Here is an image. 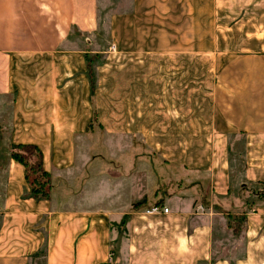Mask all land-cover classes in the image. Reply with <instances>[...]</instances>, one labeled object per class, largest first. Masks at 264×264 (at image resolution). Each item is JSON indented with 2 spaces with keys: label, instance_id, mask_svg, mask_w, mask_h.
I'll use <instances>...</instances> for the list:
<instances>
[{
  "label": "crops",
  "instance_id": "crops-1",
  "mask_svg": "<svg viewBox=\"0 0 264 264\" xmlns=\"http://www.w3.org/2000/svg\"><path fill=\"white\" fill-rule=\"evenodd\" d=\"M126 6L109 18L120 61L103 66L101 100L83 47L98 0H0V264H264V202L249 210L242 191L264 183V0ZM194 52L218 63L204 99ZM101 140L126 151L113 174L92 153ZM19 144L42 152L49 200L28 197ZM154 205L168 213L146 215Z\"/></svg>",
  "mask_w": 264,
  "mask_h": 264
},
{
  "label": "rangeland",
  "instance_id": "rangeland-1",
  "mask_svg": "<svg viewBox=\"0 0 264 264\" xmlns=\"http://www.w3.org/2000/svg\"><path fill=\"white\" fill-rule=\"evenodd\" d=\"M127 3L128 0H98L97 32L94 35H92V37L90 38L86 37L87 39L84 41L83 44V47L92 48L95 51V54L91 53L89 56H91L92 59H94L92 65L94 67L96 84L98 82L97 76L99 75L102 78L101 79L102 81H100L101 86L98 85L99 98L101 100L104 99V95H105V89L103 84V76H104L103 66L107 61V58L109 57L110 59H112V61L118 60L117 63H119L120 61V59L117 58L118 54L116 53L117 52L116 49L115 52L111 50V47L113 49V47L115 48V46L113 40L109 36V25H108L109 18L112 12L120 11L122 9L125 10L127 8L126 6ZM92 43L94 44L92 45ZM209 45L208 43H205L203 46L209 48ZM196 46L197 45L194 44V47ZM112 54H114V56ZM217 64L218 63L216 56L211 52H208L204 56H201L200 54L194 52L192 59V65H193L192 80L194 85L193 87L194 99H199L200 97L204 99L205 97L210 96V94L212 93V89H213L212 82L216 75ZM198 101H194V111L199 110L201 104ZM3 105H5V103L2 104V106ZM241 142L242 141H240L239 143ZM108 146L109 144H107L106 141L101 140V142L95 143L92 153L95 156H102V159H104L105 162H103L104 164H101V167L106 168L113 174L118 171L116 165H118L119 160L123 159L124 156L127 157V154L126 151L124 150H117V151L110 150ZM10 147L11 146L8 147L9 151H10ZM237 148H238L237 152L233 153V155L231 156V166H232V173L240 176L244 168V158H243L242 147L240 145H237ZM6 150L7 149L6 148L4 149V146L2 145V148H0L1 151L0 153L2 155V158H4L5 156L4 151ZM125 160L126 159L124 158L122 161ZM96 161H101V160L99 157H96L95 162ZM91 169L93 171L94 170L96 171V168L95 169L90 168V170ZM149 171H151L152 173L151 176H153L154 174L155 175L158 174V168L154 167V165L153 167L150 168ZM148 176L149 174L147 173L146 179H148ZM98 186H101V184L96 185V188H98ZM262 188H263L262 186H257V185H249L248 187V189L249 190L251 189L252 191H254L255 189H262ZM120 190H122L121 186L116 185V187H113V190H111L110 187L106 185L104 194L114 193ZM162 190H165V187L162 186ZM256 200H257L256 198L251 197L247 199V202H249L250 205L251 203H255ZM255 204H257V202ZM249 205H248L249 210H252L253 209V208L251 209L252 205H250L251 207H249ZM253 206L255 208V206L257 205H253ZM229 223H230V228L234 229V232L238 233L237 236H239L245 225V216L239 215L232 217Z\"/></svg>",
  "mask_w": 264,
  "mask_h": 264
},
{
  "label": "trees",
  "instance_id": "trees-1",
  "mask_svg": "<svg viewBox=\"0 0 264 264\" xmlns=\"http://www.w3.org/2000/svg\"><path fill=\"white\" fill-rule=\"evenodd\" d=\"M93 61L94 59H92L91 56L87 54L85 55L86 75L89 82L91 96L94 95L96 90V77L94 74V67L92 65ZM10 158L22 165L24 168V178L30 188L28 197L34 200H49L52 190L51 178L50 175L43 169V157L40 149L35 145H11ZM249 185L262 186L263 188L252 191L251 189H248ZM249 185L242 189L244 193L243 195L245 196L243 199H245L247 205H249L247 199L251 197L257 199L255 201L257 204L259 202H264V183L260 182ZM255 203H251L250 205H252V207L250 205L249 207H251V209L254 208L253 205H257Z\"/></svg>",
  "mask_w": 264,
  "mask_h": 264
},
{
  "label": "built area",
  "instance_id": "built-area-1",
  "mask_svg": "<svg viewBox=\"0 0 264 264\" xmlns=\"http://www.w3.org/2000/svg\"><path fill=\"white\" fill-rule=\"evenodd\" d=\"M114 49V47H113ZM146 215H157V214H160V213H163V214H167L168 213V209L167 208H164V207H161L160 205H154L148 209L145 210L144 212ZM111 256L109 258V261H111Z\"/></svg>",
  "mask_w": 264,
  "mask_h": 264
}]
</instances>
